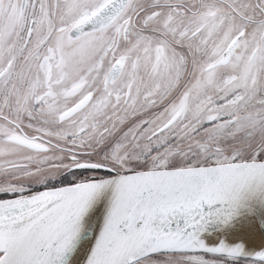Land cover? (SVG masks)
Masks as SVG:
<instances>
[{"label":"snow or ice","instance_id":"1","mask_svg":"<svg viewBox=\"0 0 264 264\" xmlns=\"http://www.w3.org/2000/svg\"><path fill=\"white\" fill-rule=\"evenodd\" d=\"M0 264H264V0H0Z\"/></svg>","mask_w":264,"mask_h":264}]
</instances>
